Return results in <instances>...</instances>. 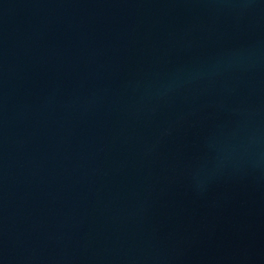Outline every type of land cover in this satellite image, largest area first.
Returning a JSON list of instances; mask_svg holds the SVG:
<instances>
[{"label":"water","instance_id":"water-1","mask_svg":"<svg viewBox=\"0 0 264 264\" xmlns=\"http://www.w3.org/2000/svg\"><path fill=\"white\" fill-rule=\"evenodd\" d=\"M0 264H264V0H0Z\"/></svg>","mask_w":264,"mask_h":264}]
</instances>
